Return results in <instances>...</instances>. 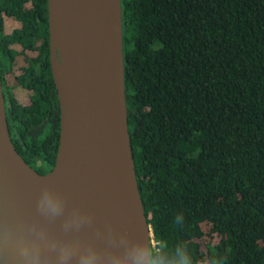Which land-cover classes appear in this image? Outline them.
Segmentation results:
<instances>
[{"label":"trees","instance_id":"trees-1","mask_svg":"<svg viewBox=\"0 0 264 264\" xmlns=\"http://www.w3.org/2000/svg\"><path fill=\"white\" fill-rule=\"evenodd\" d=\"M121 18L127 126L154 245L187 241L195 264L217 250L229 264H264V0H121ZM11 71V141L46 174L60 122L46 0H0V80Z\"/></svg>","mask_w":264,"mask_h":264},{"label":"water","instance_id":"water-1","mask_svg":"<svg viewBox=\"0 0 264 264\" xmlns=\"http://www.w3.org/2000/svg\"><path fill=\"white\" fill-rule=\"evenodd\" d=\"M50 72L60 111L52 169L39 174L16 151L8 130L0 81V223L39 222L35 206L44 185L68 205L94 217L77 233L100 248L135 239L152 243L140 198L125 100L121 0H46ZM53 235L60 222L45 224ZM0 264H14L11 254Z\"/></svg>","mask_w":264,"mask_h":264},{"label":"clouds","instance_id":"clouds-1","mask_svg":"<svg viewBox=\"0 0 264 264\" xmlns=\"http://www.w3.org/2000/svg\"><path fill=\"white\" fill-rule=\"evenodd\" d=\"M35 216L43 223H22L10 227L0 223V259L11 254L14 264H195L192 245L179 241L174 246L158 241L121 239L113 242L111 233L107 246L100 248L94 233L90 240H81L77 233L91 228L94 217L79 206L68 205L66 195L52 185L42 186L35 206ZM60 222L59 234L50 233L45 224ZM173 223L182 225L184 215L178 214ZM208 264H229L227 253L217 250Z\"/></svg>","mask_w":264,"mask_h":264},{"label":"flooded vegetation","instance_id":"flooded-vegetation-1","mask_svg":"<svg viewBox=\"0 0 264 264\" xmlns=\"http://www.w3.org/2000/svg\"><path fill=\"white\" fill-rule=\"evenodd\" d=\"M48 48H49V46H48ZM32 52V51H31ZM35 52V53H34ZM33 53H34V57L35 56H37V52L36 51H33ZM15 62H21V64H22V68L24 67V65L26 64V62H25V56L24 55H22V54H20L19 56H17V58L15 59V61H14V63ZM41 64V58L38 60V65H40ZM14 66V65H13ZM14 69V68H13ZM11 73H13L14 74V72L13 71H11L10 73H8V74H4V75H1V86H2V89H3V87H7L8 85H7V81H8V83H12V81H11V78L12 77H16V76H11L10 77V75H12ZM7 77H10V79H8ZM4 104H5V108L7 109V105H6V103L4 102Z\"/></svg>","mask_w":264,"mask_h":264},{"label":"rangeland","instance_id":"rangeland-1","mask_svg":"<svg viewBox=\"0 0 264 264\" xmlns=\"http://www.w3.org/2000/svg\"><path fill=\"white\" fill-rule=\"evenodd\" d=\"M152 245H154V242L152 241V243H151Z\"/></svg>","mask_w":264,"mask_h":264}]
</instances>
